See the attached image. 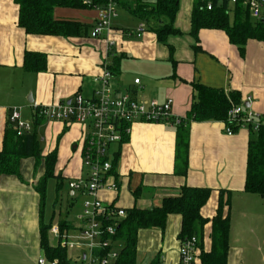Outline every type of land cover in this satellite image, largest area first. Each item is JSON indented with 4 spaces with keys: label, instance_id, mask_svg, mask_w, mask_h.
Listing matches in <instances>:
<instances>
[{
    "label": "crops",
    "instance_id": "0c3cea01",
    "mask_svg": "<svg viewBox=\"0 0 264 264\" xmlns=\"http://www.w3.org/2000/svg\"><path fill=\"white\" fill-rule=\"evenodd\" d=\"M194 1L179 0L173 22L179 32L169 34L166 43H161L152 29L137 36L136 27L119 28L115 21L109 33L91 36L98 14L93 6L54 7L55 19L81 24L78 33H27L17 23L14 0H0V149L14 108L32 125L33 103L69 100L77 92L91 96L99 86L94 78L102 73L104 64L120 92L144 100L172 98L173 113L180 118L190 109L194 84L226 94L237 91L247 109L264 115V39L248 38L241 49L221 29L201 28L194 38L190 33ZM117 7H123L119 1ZM227 9L234 15V5ZM233 20L234 16L230 23ZM26 51L45 55L46 69L26 70ZM134 78L140 82L135 84ZM224 127L220 120L188 122L186 154L179 155L178 126L133 122L123 141L111 146L114 162L109 181H115L117 189L100 190V199L124 209H146L160 205L164 197L178 195L182 186L206 187L211 192L201 214L210 219L223 192L229 197L230 220L226 264H264V197L244 189L249 130L239 128L227 134ZM82 129L77 122L47 119L36 127L42 155L56 150V190L64 179L69 182L84 172ZM44 172L43 160L36 163L33 157H26L20 161L19 176H0V264H36L39 257H45L41 223L51 227L65 221L68 228L63 232H78V225L67 218L53 223L52 215L45 220V202L42 206L35 189ZM180 224L181 216L172 213L162 229H139L134 264H179ZM47 238L51 246L59 244L50 229ZM199 240L203 250L211 248L210 221L204 224ZM66 249L67 262L85 261L87 251L83 248ZM199 252L197 248V255Z\"/></svg>",
    "mask_w": 264,
    "mask_h": 264
},
{
    "label": "trees",
    "instance_id": "16d2710c",
    "mask_svg": "<svg viewBox=\"0 0 264 264\" xmlns=\"http://www.w3.org/2000/svg\"><path fill=\"white\" fill-rule=\"evenodd\" d=\"M123 7L144 20H151L150 26L159 42L166 43L171 33L179 32L173 22L178 10L179 0H135L132 8L125 0H118ZM204 0H195L191 13V35L197 39V32L201 28L221 29L225 31L231 43L243 49L248 38L264 39V23L250 21L247 8L238 1L234 5V20L229 21L226 2L219 4L213 0L214 6L207 10L203 6ZM18 5L19 26L27 33L68 36L78 33L81 24L74 20L55 19L53 9L55 6L82 7L88 6L83 0H14ZM91 7V6H89ZM23 67L30 71H44L46 57L43 54L26 51ZM112 71V70H111ZM194 94L190 109L184 118V123L178 127L177 152L186 154V129L190 121L220 120L224 125L229 124L227 114L233 104H240V95L237 91H224L194 84ZM32 129L29 132L18 134L14 124L8 122L3 135L0 149V176L3 174L20 175V161L26 157H33L37 162L43 160L45 172L35 189L40 194L41 205L45 202L46 181L54 175L56 150L53 149L42 155L40 138L36 127L45 118L33 112ZM233 131L239 129L232 125ZM249 140L246 161V175L244 189L248 192L264 197V130L253 131L249 129ZM125 137V136H124ZM124 139V138H123ZM123 141V140H122ZM114 162V161H113ZM211 190L206 187L182 186L178 195L162 198L160 205L152 208L140 209L135 206L125 209L126 215L119 222L116 233L111 237L112 244L104 249L97 250L98 255H105L112 248H117L118 256L115 264H134L137 232L141 228H164L166 218L175 213L181 216L179 239L196 236L198 264H226L228 238L230 230L229 197L220 192L215 214L205 218L201 214ZM211 222V248L203 250L199 247L203 226ZM63 232L68 228L65 221L60 223ZM50 224L40 225L41 248L47 259H58L67 262V249L60 244L51 246L48 243L47 231ZM117 243L119 246L117 247Z\"/></svg>",
    "mask_w": 264,
    "mask_h": 264
},
{
    "label": "built area",
    "instance_id": "2783aa9c",
    "mask_svg": "<svg viewBox=\"0 0 264 264\" xmlns=\"http://www.w3.org/2000/svg\"><path fill=\"white\" fill-rule=\"evenodd\" d=\"M240 1L256 22L264 23V0H217L219 4L235 5ZM88 6L97 9V19L91 29V36L107 34L112 30V19L118 16L116 6L118 0H83ZM203 6L210 10L213 0H204ZM146 29L141 22L136 27V35L140 36ZM112 74L106 64L102 73L94 80L99 83L91 96L77 92L69 100H63L48 105L32 104L34 112L47 120H60L66 123L77 122L82 125L81 156L85 170L83 174L68 182V187L75 195L79 192L86 198L82 201V213L78 232L69 234L61 232L60 227L52 225L53 233L59 239V244L65 248L87 246V254L82 264H115L118 256L117 248H112L104 255H98L97 250L109 247L111 237L115 235L119 222L125 217L126 210L111 203L105 204L99 197L100 190H116L115 181H109L113 169L111 146L121 142L130 132L133 122L167 123L179 126L184 118L174 115L173 99L163 101L144 100L128 91L120 92L111 83ZM139 78H134L138 84ZM224 130L233 133L232 125L253 131L264 130V115L251 111L243 103L233 104L228 111ZM18 134L29 132L32 125L21 119L20 111L14 108L9 116ZM196 236L180 240L179 264H196ZM118 244V243H117ZM119 244L117 245V247ZM36 264H77L61 262L58 259H47L41 256Z\"/></svg>",
    "mask_w": 264,
    "mask_h": 264
},
{
    "label": "rangeland",
    "instance_id": "374dc122",
    "mask_svg": "<svg viewBox=\"0 0 264 264\" xmlns=\"http://www.w3.org/2000/svg\"><path fill=\"white\" fill-rule=\"evenodd\" d=\"M125 1L130 6H135V0ZM116 11L118 14V18H113L112 23L115 21L116 25L119 28H125L129 30L134 29L141 22L146 25L147 29H150V26L153 25V22L151 20L140 19L126 7H117ZM233 16V12H229V20H232ZM37 166L38 164L36 165V167ZM82 167L83 170H85L83 165ZM62 183V187L59 190H56V179L53 177L47 179L45 191L44 218L46 221H49L50 217L53 215V223H57L62 218H67L70 221L74 222L76 225H79L80 221L78 219V216L82 213V201L86 197L79 192H75L74 196H70L68 189V180L64 179ZM84 242L85 241L82 240L83 245H81L80 247L87 251L88 248L86 245H84Z\"/></svg>",
    "mask_w": 264,
    "mask_h": 264
}]
</instances>
